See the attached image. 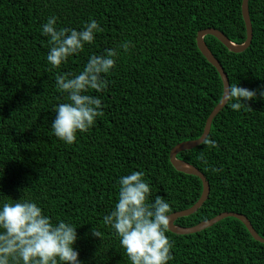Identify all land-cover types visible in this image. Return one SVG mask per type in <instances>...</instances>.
Instances as JSON below:
<instances>
[{
	"label": "trees",
	"instance_id": "obj_1",
	"mask_svg": "<svg viewBox=\"0 0 264 264\" xmlns=\"http://www.w3.org/2000/svg\"><path fill=\"white\" fill-rule=\"evenodd\" d=\"M243 0H0V201L31 199L53 219L77 227L74 248L83 264H132L103 216L118 198V180L143 171L153 197H164L170 213L192 208L202 181L178 172L170 153L198 140L220 103L221 77L197 46L206 29L222 32L236 45L247 40ZM251 46L230 52L213 36L204 41L230 84L264 88V0L249 1ZM50 16L57 28L80 30L90 18L103 31L67 64L53 68L46 59L49 38L41 26ZM130 42L102 99L104 115L91 131L67 145L51 131L58 103L56 76L82 70L88 58ZM238 112L226 107L212 123L205 145L178 159L207 178L210 195L195 214L176 225L191 228L223 213L249 219L264 238V98L247 101ZM205 153L206 171L199 159ZM93 227L102 237L92 235ZM173 260L168 264H264V244L244 224L227 218L190 235L167 230Z\"/></svg>",
	"mask_w": 264,
	"mask_h": 264
},
{
	"label": "clouds",
	"instance_id": "obj_2",
	"mask_svg": "<svg viewBox=\"0 0 264 264\" xmlns=\"http://www.w3.org/2000/svg\"><path fill=\"white\" fill-rule=\"evenodd\" d=\"M42 35L49 38L47 62L53 68L67 64L86 44L95 42L103 31L98 21L90 18L82 29L57 28V17L50 16L41 26ZM130 42L108 48L104 54L91 55L82 70L56 76V88L65 102L54 107L51 124L54 136L67 145L77 142V135L91 131L97 118L104 115L99 95L108 86L107 74L116 67L117 59L129 50ZM226 92L224 88L223 101ZM264 98V88L247 89L230 84L227 105L238 112L247 101ZM207 149L218 147L210 136L202 139ZM205 170L222 172L208 165L205 153L198 154ZM118 198L103 216V223L119 238L132 264H168L173 260L174 241L166 234L170 226V204L164 197H153L152 186L143 171H131L118 180ZM77 227L60 218L53 219L31 199L0 201V264H83L74 248ZM92 235L102 237L93 227Z\"/></svg>",
	"mask_w": 264,
	"mask_h": 264
},
{
	"label": "water",
	"instance_id": "obj_3",
	"mask_svg": "<svg viewBox=\"0 0 264 264\" xmlns=\"http://www.w3.org/2000/svg\"><path fill=\"white\" fill-rule=\"evenodd\" d=\"M249 1L250 0H243V3H242V16H243V20L245 22V26L247 30V40L243 45H236L232 43L230 40H228V38L222 32L216 29H206V30L200 31L197 35L198 49L203 54V56L207 59V61L218 71L221 77V80L223 82V86L225 88L226 96L230 88L228 77L225 74L224 69L222 68L219 61L214 57V55L210 52V50L206 46L204 39L206 36H213L217 40H219L230 52H233V53L245 52L251 46L252 39H253V28H252V24L250 20V15H249ZM226 96H225L224 101L222 97L220 103L215 107L210 117L208 118L203 135L198 140L188 141V142L178 144L176 147L172 149L170 153V162L172 166L180 173L198 177L202 181L203 192H202V196L200 200L192 208L170 215L171 221H170V226L168 230L171 233L176 234V235L196 234V233L202 232L214 226L215 224L219 223L220 221L224 219L235 218L244 224L248 232L257 242L264 244V238L258 235L256 230L252 226L251 222L249 221V219L237 213H223L211 220L202 222L199 225L191 227V228H183L175 224L177 220L181 218L189 217L195 214L196 212H198V210L202 208L204 203L208 200L209 195H210V185L205 175L202 172H200L198 169H196L195 167L187 164L186 162L182 160H179L177 157L182 152L193 150L196 147H199L202 145V142H201L202 139L204 137L209 136L211 132L213 121L227 105Z\"/></svg>",
	"mask_w": 264,
	"mask_h": 264
}]
</instances>
